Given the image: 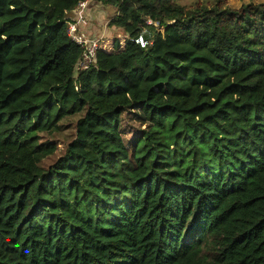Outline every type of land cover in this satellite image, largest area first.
<instances>
[{
  "label": "trees",
  "instance_id": "trees-1",
  "mask_svg": "<svg viewBox=\"0 0 264 264\" xmlns=\"http://www.w3.org/2000/svg\"><path fill=\"white\" fill-rule=\"evenodd\" d=\"M0 264H264V3L0 0Z\"/></svg>",
  "mask_w": 264,
  "mask_h": 264
},
{
  "label": "built area",
  "instance_id": "built-area-1",
  "mask_svg": "<svg viewBox=\"0 0 264 264\" xmlns=\"http://www.w3.org/2000/svg\"><path fill=\"white\" fill-rule=\"evenodd\" d=\"M90 3L91 1H84L79 3L73 13L89 5ZM67 35L71 39V41L74 42L77 46H79L82 50V56L76 64V73L80 70L91 67L93 65L99 43L103 36L100 37L95 33L88 34L87 32L83 31V29L78 27L76 23H74V19L71 17L67 29ZM76 76L77 74L75 75V77Z\"/></svg>",
  "mask_w": 264,
  "mask_h": 264
},
{
  "label": "rangeland",
  "instance_id": "rangeland-1",
  "mask_svg": "<svg viewBox=\"0 0 264 264\" xmlns=\"http://www.w3.org/2000/svg\"><path fill=\"white\" fill-rule=\"evenodd\" d=\"M216 1H221V0H178V4L183 6V7H190L196 2H201V3H207V4H213ZM227 4V6L233 8V9H238L241 7L243 4H248V3H253V4H258V3H264V0H224ZM95 10V13H99L102 18L101 22L98 23V31L102 32H97L96 34L98 36H103L102 39L105 38H114V37H120L122 35V32L118 29H112L108 26L109 21L113 18L115 15V8L113 7H104L103 5L96 3L94 1H91V3L88 5ZM103 26V29H100V27ZM136 126V125H135Z\"/></svg>",
  "mask_w": 264,
  "mask_h": 264
},
{
  "label": "crops",
  "instance_id": "crops-1",
  "mask_svg": "<svg viewBox=\"0 0 264 264\" xmlns=\"http://www.w3.org/2000/svg\"><path fill=\"white\" fill-rule=\"evenodd\" d=\"M95 10L91 6H85L77 11H75L70 17L74 19V23L83 31L87 32L88 34L102 32L98 31L97 27L99 26L98 23L101 22L102 16L99 13H95ZM73 22V21H72ZM104 27L101 26L100 29Z\"/></svg>",
  "mask_w": 264,
  "mask_h": 264
},
{
  "label": "water",
  "instance_id": "water-1",
  "mask_svg": "<svg viewBox=\"0 0 264 264\" xmlns=\"http://www.w3.org/2000/svg\"><path fill=\"white\" fill-rule=\"evenodd\" d=\"M170 24H173V22H172V23H169V25H170Z\"/></svg>",
  "mask_w": 264,
  "mask_h": 264
}]
</instances>
